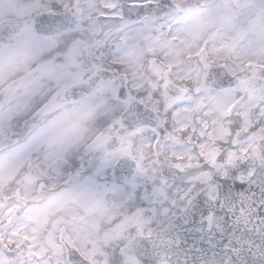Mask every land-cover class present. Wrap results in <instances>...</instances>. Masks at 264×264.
<instances>
[{
	"label": "snow or ice",
	"instance_id": "1",
	"mask_svg": "<svg viewBox=\"0 0 264 264\" xmlns=\"http://www.w3.org/2000/svg\"><path fill=\"white\" fill-rule=\"evenodd\" d=\"M50 7L51 13L33 17L31 34L42 39L64 34V45L56 49L61 53L56 57L61 65L72 42L86 40L91 65L104 69L87 83L72 87L73 102L90 109L104 99V108H117L119 114L114 121L98 123L122 127L134 139L139 134L138 142L149 145L150 155L135 158V176L142 187L124 179L111 183L120 197L121 210L144 221L141 232L149 236H136L130 249L123 251V242L117 243L110 249L107 264H130V257L135 264H158L160 257L153 255V244L162 238L168 241L167 249L162 250L174 253L165 257L167 264H264V167H250V161L238 159L230 162L229 153L237 152L231 135L211 145L218 150L214 162L201 152L210 144L208 133L216 119L221 90L229 85L217 77L219 86H209L206 78L201 88L184 83L163 93L157 85H153L156 91L147 86L141 90L142 79L135 75L136 69L125 64L126 60L130 63L124 55L128 40L136 39L145 26L159 29L164 39L175 42L181 40L191 16L176 10L174 0H115L100 8L97 23L101 32L89 37L87 21L82 19L87 9L81 11L78 21L73 9L64 12L59 5ZM109 17L112 23L123 25L111 35L107 33ZM126 33L132 35L122 47L120 40ZM105 35L107 39L98 42ZM210 46L205 41L189 53L199 57L202 49ZM157 57L159 53L149 54L150 59ZM58 94L52 91L36 101L35 110L45 108L49 96ZM135 232V228L129 229L130 236ZM209 235L213 243L217 236L223 238L211 247L204 243Z\"/></svg>",
	"mask_w": 264,
	"mask_h": 264
},
{
	"label": "rangeland",
	"instance_id": "2",
	"mask_svg": "<svg viewBox=\"0 0 264 264\" xmlns=\"http://www.w3.org/2000/svg\"><path fill=\"white\" fill-rule=\"evenodd\" d=\"M109 1L106 0V3L100 6L92 5L93 2L91 1H84L82 7L83 9H87V11L82 19L87 21L85 15L93 12L100 14V8L106 6ZM67 4L77 7V5H81V0H0V20L12 16L21 18L34 11L42 10L52 5L63 7ZM190 16L191 19L182 35L184 38H189L190 40L181 38L183 41H167L160 35V32H156V37L152 39L149 35V30L152 28L151 25H148V27L145 26V30L148 28V43H145V34L147 32L144 29L136 39L128 40L129 46L124 55L130 58V63L129 60H126V66L131 68L138 67L139 61L143 57V51L148 50V55L150 53H159V59L157 57L153 59L149 58L148 60V88L156 91L153 85L159 87V84L161 83L162 85L165 81H171L179 86L188 83L187 79L190 80L200 75L199 72L202 75L210 63H220L225 60L227 64L234 62V67L242 72L243 65L247 70L241 77L242 83L240 87L233 91H228L227 95H220L219 101L215 106L217 115L214 122H216L217 118L223 116V109L236 97L231 102V104L235 103V107L232 111L227 112V115L229 119L231 116L239 118L238 123L240 129L236 132V135L237 139L241 141L238 142L237 152H230L229 156L232 158L239 154L245 156L253 153L257 141L261 137H264V106H261L262 102H264V80H258L256 78V72L264 65V0H209L207 9ZM121 27H123L122 24ZM114 30H108V35H111ZM93 31L95 32V30ZM205 31H210L208 34L210 38L209 44L211 46L202 49L199 57L191 56L189 49L196 48L195 46L197 45L194 46L193 44L195 43L193 42L196 41L197 34H203ZM63 35L42 39L32 35L31 31L27 29L12 42L0 47V150L5 142H11L18 134L21 128L20 122L26 125L24 126L26 128L23 129V132H19L20 135H24L32 126H36L27 136V144L18 146L15 150L12 149L8 152L4 151L1 153L3 156H0V187L4 183H7L8 179L13 177L17 178V183L23 184L28 191H30L32 183L38 182L39 179H45L49 185L53 186L62 177L60 164L64 161L71 164V161L68 160L69 157L76 156L80 160L75 161L76 164H79L76 165L72 173L80 167H92L93 170L90 171L91 174L89 172L87 173L89 175H86V180H95L97 188L93 189L92 183L89 187H86L81 181H75L65 191L55 195V197L59 196V200H52L54 197L45 199L43 204H46V211L61 209V201H63L62 203L65 201V199L61 198L65 196L66 198H71V194L75 195V198H71V203L74 202L76 205L78 204L76 202V196L81 194L79 200L82 204H79L80 206L76 207V210L79 208L81 211L83 209L82 206L86 207L94 204L99 206V208L102 206H111L112 208V204L117 201L119 196L112 188L111 183L114 181L108 180L112 163L121 155L135 157V154L136 157L139 156L143 159L146 156L144 150L147 152L149 145L145 141L138 146L139 134H136L135 139L132 136L125 139L123 146L118 150L112 153H103L101 149L111 132L110 129V131L101 132L93 138H91V135H88V139H94L95 143L86 150L87 146L84 143L88 139L84 143L83 140L87 137V127L90 125L91 120L96 117L97 109H100V107L96 108L93 106L89 109L82 107L78 103L64 106L65 104L61 100L62 91L67 86L79 81L87 71H84L79 60V56L83 54L79 48L82 40H74L69 49L63 53V65L55 63L56 57L61 55L56 49L64 45ZM131 35V33L125 34V38H122L120 44L122 47L125 45L126 39L131 37ZM103 39H107V36H103L102 40L98 42L102 43ZM133 53H135V56H133ZM168 56L172 57L171 61H168ZM181 57H183V60H181ZM197 58L204 59L203 63L197 65L195 63V59ZM31 59L33 61H30ZM187 60L194 62V64L189 63V67L185 68L183 63ZM34 61H41L42 64L36 63L35 65H31ZM31 67H39L41 70L31 75V71L29 70ZM171 71H174V73L170 76ZM137 77L142 79V90L147 84V80L142 76ZM195 88L200 87L197 85ZM52 91H58L60 94L49 96L45 108L50 105L52 107L49 113L46 114L48 116L46 121L52 117L55 120L52 126H48L47 122L41 125L45 108L36 111L35 103ZM240 92H242L241 95ZM10 100L12 102H9ZM105 103L106 101L104 99L99 100L100 105H104ZM106 109L104 108V110ZM248 111H255L257 113L254 121H250V117L248 116L250 112ZM73 115H76L77 118H74ZM34 123L37 124L33 125ZM228 124L229 131L233 133L234 131L231 128L230 120ZM210 128L211 130L208 133L210 144L203 146L201 152L205 155L206 159L213 161L218 154V150L211 145L215 144L217 140H226L229 137L228 133L221 130L220 127L215 128L210 125ZM257 132H260V134L256 137ZM7 136L10 140L7 139ZM233 141L234 138L230 142L233 144ZM134 143L137 144L136 147L133 146ZM32 146L36 148L40 147L38 152H35L37 160L32 162L40 170L39 175L36 176H32L28 172L26 169L27 163L17 172L22 167V165H19L24 156H26L24 154ZM72 150L74 152L69 156L68 154ZM55 164H58V166L54 167ZM51 167H54L53 169L56 172H50ZM102 182L110 190L107 193L109 195L108 202L104 196L101 201L98 198L99 188L102 186ZM129 184L142 187V181L136 176L134 181ZM92 192H94L95 196L92 195ZM42 194L45 195V193ZM65 204L68 206L70 202L68 204L65 201ZM87 210L90 214V222L82 217L80 218V215H70L69 217L68 213L66 219L64 217L65 208L64 210L51 213H46L45 209L41 208L38 210V213L40 214L41 212V214L34 219L36 227L32 224L25 226L23 229L24 237L31 238L33 244V240L34 242L36 240L35 235L42 233L44 230V240L50 243L55 237V231L60 229L62 223L66 224L70 228V231L74 233L75 230H85L88 224L90 225L88 228V244L87 242L83 243L80 239H77L78 243L76 241L74 243L85 254H92L90 257L94 260L95 264H107L105 252L102 251L103 245H105L104 249L106 251L108 246L116 245L120 239L129 240L132 236L129 235V229L143 226L144 224V221L139 217L122 213L117 216H110L107 221L112 224L99 229L98 214H103L104 211L100 210L96 214L91 207L87 208ZM71 211L75 212L74 210ZM75 216L78 218L77 222L72 224L70 220ZM117 217H121V219L117 221ZM4 221H8L9 226L7 229H11V232L18 235L17 243L22 246L20 239L22 240L23 236L17 233L20 227V224L17 223L19 222L18 213L13 210L4 216ZM99 232L104 234V239L101 236L98 238L97 235ZM102 241L105 243L101 244L100 242ZM86 244L87 246L85 247ZM47 248L43 246L39 253H43ZM15 249L17 257L11 255L12 257L9 259L12 264H36L35 262H31L30 257L20 255L18 247ZM60 253L58 246H56L53 254L47 258H42L44 261L40 264H49L50 261H54L56 264L64 263V260L60 258L64 257ZM96 255H98L99 262L96 260ZM4 257L5 255L0 254V264L5 262ZM54 262L52 264H55ZM130 264H135L134 259L131 257Z\"/></svg>",
	"mask_w": 264,
	"mask_h": 264
},
{
	"label": "flooded vegetation",
	"instance_id": "3",
	"mask_svg": "<svg viewBox=\"0 0 264 264\" xmlns=\"http://www.w3.org/2000/svg\"><path fill=\"white\" fill-rule=\"evenodd\" d=\"M146 32L148 33V28H147ZM36 190H37V185H31L30 186V191L32 193L36 192ZM4 227L5 226H3L2 228H0V236H1V239H2V243H3V240H7V239H11L12 241H15L17 239V235L14 234V233H12L10 230L4 229ZM18 234L19 235L22 234V229L21 228H19ZM68 234L69 233L67 232L66 239L68 238ZM72 234L73 233L70 232V234H69L70 237H72ZM43 235H44V232L38 233V234L35 235V237H36V240H35L36 247H35V245H33L32 250L30 249L31 246L29 245L30 244V241L29 240H25V241H23L24 246L19 251L20 252H23L25 254H29L33 258H35L39 254V251L42 248V245H44ZM25 246L28 247L29 249H26Z\"/></svg>",
	"mask_w": 264,
	"mask_h": 264
},
{
	"label": "water",
	"instance_id": "4",
	"mask_svg": "<svg viewBox=\"0 0 264 264\" xmlns=\"http://www.w3.org/2000/svg\"><path fill=\"white\" fill-rule=\"evenodd\" d=\"M2 30V27H0V31ZM14 32V28H12L11 30H10V32H9V34H11V33H13ZM9 34L6 36V37H1V39H6L8 36H9ZM168 90H174V88L173 87H168ZM123 133H128L127 131H125V132H123ZM120 135H121V133H119ZM113 142H114V144L116 145V146H118L119 144H120V142H119V140H113ZM134 242V241H133ZM150 243H151V241H150ZM132 245H133V243H132ZM153 255H158L159 257H160V259H159V261L160 260H164L165 259V257L167 256V255H164V254H162V253H158V252H153ZM158 261V262H159Z\"/></svg>",
	"mask_w": 264,
	"mask_h": 264
}]
</instances>
